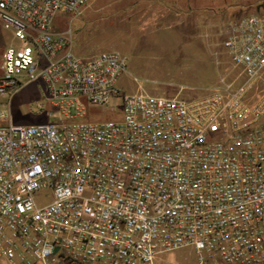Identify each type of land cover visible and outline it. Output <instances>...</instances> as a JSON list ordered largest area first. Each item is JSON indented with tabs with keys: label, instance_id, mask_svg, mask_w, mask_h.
<instances>
[{
	"label": "built area",
	"instance_id": "1",
	"mask_svg": "<svg viewBox=\"0 0 264 264\" xmlns=\"http://www.w3.org/2000/svg\"><path fill=\"white\" fill-rule=\"evenodd\" d=\"M90 2L0 0L19 41L0 93L40 81L47 115L0 109V264H156L183 246L196 264H264V14L228 24L232 65L185 100L122 94L126 56L75 52L60 26ZM114 98L122 119H84Z\"/></svg>",
	"mask_w": 264,
	"mask_h": 264
},
{
	"label": "rangeland",
	"instance_id": "2",
	"mask_svg": "<svg viewBox=\"0 0 264 264\" xmlns=\"http://www.w3.org/2000/svg\"><path fill=\"white\" fill-rule=\"evenodd\" d=\"M133 3L156 6L144 8L149 14H159L170 5L173 19L142 21L136 13L131 15ZM250 14H264V0H91L81 15L68 18L60 28L72 30L74 50L80 56L115 51L127 57V70L117 83L122 94L143 91L194 100L215 87L232 65L222 43L226 27ZM17 45L13 32L0 22V76L6 49ZM43 97L40 81L28 83L12 99L0 93V109L5 108L18 124L46 121L45 112L31 109ZM122 116V101L114 98L108 106L88 105L84 119L120 120ZM196 262L193 246L165 251L156 259V264Z\"/></svg>",
	"mask_w": 264,
	"mask_h": 264
},
{
	"label": "crops",
	"instance_id": "3",
	"mask_svg": "<svg viewBox=\"0 0 264 264\" xmlns=\"http://www.w3.org/2000/svg\"><path fill=\"white\" fill-rule=\"evenodd\" d=\"M90 3L87 6H89ZM169 6L170 5L163 6L162 11L160 10L159 14H157V12H155V11H154L155 14H149L148 11H144V8L146 7L149 10H151V9H154L156 6L151 5V4H148V6H144L141 4L139 5L138 3H133L130 5V13H131V15H135V13H136L138 18L141 19L142 21L145 20V22H147L148 20H152V19L156 21L159 18H163L164 20L169 19V18L173 19L171 17L173 11H172V8ZM168 24L172 25L173 23H168ZM33 104H35V103H33Z\"/></svg>",
	"mask_w": 264,
	"mask_h": 264
}]
</instances>
